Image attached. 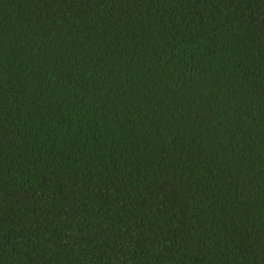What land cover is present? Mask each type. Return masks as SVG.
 Instances as JSON below:
<instances>
[{
    "label": "trees",
    "instance_id": "1",
    "mask_svg": "<svg viewBox=\"0 0 264 264\" xmlns=\"http://www.w3.org/2000/svg\"><path fill=\"white\" fill-rule=\"evenodd\" d=\"M0 264H264V0H0Z\"/></svg>",
    "mask_w": 264,
    "mask_h": 264
}]
</instances>
